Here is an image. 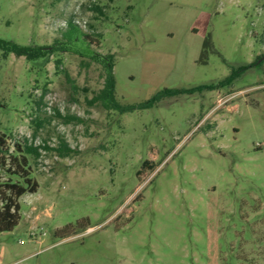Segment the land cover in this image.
Segmentation results:
<instances>
[{
    "label": "rangeland",
    "instance_id": "374dc122",
    "mask_svg": "<svg viewBox=\"0 0 264 264\" xmlns=\"http://www.w3.org/2000/svg\"><path fill=\"white\" fill-rule=\"evenodd\" d=\"M70 19L114 53L117 108L91 101L99 64L0 49L10 153L24 137L50 147L28 156L38 187L0 232V264H264V0H0V37L21 44ZM8 177L22 181L0 165Z\"/></svg>",
    "mask_w": 264,
    "mask_h": 264
},
{
    "label": "trees",
    "instance_id": "16d2710c",
    "mask_svg": "<svg viewBox=\"0 0 264 264\" xmlns=\"http://www.w3.org/2000/svg\"><path fill=\"white\" fill-rule=\"evenodd\" d=\"M101 11L98 5L94 7ZM100 33H88L81 26L73 21L68 20L67 27L62 31L61 36L55 38L50 44H21L11 39L0 37V49L4 53H14L17 56H24L27 60L35 61L57 53L69 52L80 56L85 63L89 65L95 62L102 66L104 70V85L91 98V101H100L107 109L117 108V103L114 97V74L113 66L115 55L112 52L103 53L96 48V36ZM208 46V41L204 42L203 55ZM202 55V56H203ZM61 65V59L57 58L55 66L58 68ZM66 73V71H64ZM68 77V73H66ZM235 78V74H231L218 83L200 84L189 88H165L161 92L155 94L152 98L140 103L141 107H150L154 102L159 100L162 94H177L181 92H194L203 89H214L218 86L228 85ZM75 88V86H73ZM133 105L123 109H131ZM67 118H76L75 115L67 116ZM77 119H79L77 117ZM39 126V124L37 125ZM37 128L32 133V138L36 136ZM41 148H50L45 144H35L28 137L22 140L14 141L15 155L10 153L9 146L6 142V134L0 133V156L4 171L8 174L17 175L22 181L12 180L8 177L6 180L0 181V232L12 230L20 219V204L18 198L27 192L33 193L37 190L38 183L30 176L28 170V156L33 159H38L41 155ZM61 156L67 155L73 151L71 147L62 139L59 146L55 148ZM10 156V160L8 157ZM145 161L143 166L147 165ZM209 264V262H208Z\"/></svg>",
    "mask_w": 264,
    "mask_h": 264
},
{
    "label": "flooded vegetation",
    "instance_id": "af4514ba",
    "mask_svg": "<svg viewBox=\"0 0 264 264\" xmlns=\"http://www.w3.org/2000/svg\"><path fill=\"white\" fill-rule=\"evenodd\" d=\"M263 55H264L263 53H262V54H260V56H263ZM260 56H259V57H260ZM208 90H210V89H208Z\"/></svg>",
    "mask_w": 264,
    "mask_h": 264
}]
</instances>
